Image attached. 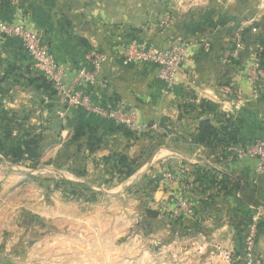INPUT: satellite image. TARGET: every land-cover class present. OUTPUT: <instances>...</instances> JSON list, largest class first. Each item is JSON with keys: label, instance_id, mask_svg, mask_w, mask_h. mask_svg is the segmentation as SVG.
<instances>
[{"label": "rangeland", "instance_id": "374dc122", "mask_svg": "<svg viewBox=\"0 0 264 264\" xmlns=\"http://www.w3.org/2000/svg\"><path fill=\"white\" fill-rule=\"evenodd\" d=\"M0 23V140L39 143L0 149V264H264V163L236 151L264 140V0H0ZM22 31L64 68L62 42L181 49L172 110L164 89L103 105L128 128L71 104Z\"/></svg>", "mask_w": 264, "mask_h": 264}, {"label": "built area", "instance_id": "2783aa9c", "mask_svg": "<svg viewBox=\"0 0 264 264\" xmlns=\"http://www.w3.org/2000/svg\"><path fill=\"white\" fill-rule=\"evenodd\" d=\"M0 28L2 30H7V25L0 23ZM10 31V30H9ZM21 35L31 50L32 53L37 54L39 60L42 63V68L50 75L51 81L59 85L60 88L68 95L71 104L75 106H80L88 110H97L100 113L111 114L115 117L116 121L121 125L128 128L134 124L135 111L127 110L125 108L116 109V111L108 112L104 107L92 106L89 102V95L85 92L87 87H95L100 81V71L104 63L108 60V55L104 53H92L88 52L86 55L87 64L80 66L76 69L73 81L69 85H65L66 70L64 67L59 65L58 61L51 55L47 48L41 44V37L37 33L22 31ZM120 55L118 57L124 65L131 64H150L154 65L158 69L159 77L166 79L168 83H173L174 77L179 70L181 63V58L183 56L181 49L175 48L171 53L164 52L156 49L152 44L140 46L136 42H125L120 46ZM238 155L241 156L245 152L253 157L259 159L260 162L264 163V140L257 141L254 147L236 148ZM255 225L251 227V231L246 238V248L245 251L251 256L254 250L255 242Z\"/></svg>", "mask_w": 264, "mask_h": 264}, {"label": "crops", "instance_id": "0c3cea01", "mask_svg": "<svg viewBox=\"0 0 264 264\" xmlns=\"http://www.w3.org/2000/svg\"><path fill=\"white\" fill-rule=\"evenodd\" d=\"M61 44V46L59 44L56 45L54 52L60 59L67 60L68 68H65V80L71 83L75 76L76 69L81 65L87 64L85 56L88 46L73 42L68 44L62 42ZM114 44L115 41H113V45ZM107 53L109 54L108 60L104 63L100 71L101 82L92 89L91 87L88 89L85 88V92L87 94L89 93L93 104H98L100 107H103L105 104H115V106L120 107H122V105L124 106V104H127V106H134V100H137V96H139V92H142V88L145 89L148 94L155 93L158 89H160V91L164 89L165 97L169 98L168 104L171 103L170 107L166 109V112L172 110L171 108L174 105L172 101L173 94L180 88L177 82L173 81V83H171L172 86L170 85V88L167 89L166 84L157 79L154 66L150 64L124 65L118 57V53L114 51ZM146 72L148 75L145 74ZM165 90L167 92H165ZM244 100H246V95ZM225 103L224 106L226 108H231L233 101ZM140 111H142V109H140ZM89 117L96 123H104V120L94 114H90ZM229 168L230 167L226 169L229 170Z\"/></svg>", "mask_w": 264, "mask_h": 264}, {"label": "trees", "instance_id": "16d2710c", "mask_svg": "<svg viewBox=\"0 0 264 264\" xmlns=\"http://www.w3.org/2000/svg\"><path fill=\"white\" fill-rule=\"evenodd\" d=\"M8 131L11 133L12 130ZM199 132H201L200 129ZM38 145L37 139H19L16 143L13 142L10 144L0 140V149L5 152L6 156L16 160H22L26 156L36 157Z\"/></svg>", "mask_w": 264, "mask_h": 264}]
</instances>
